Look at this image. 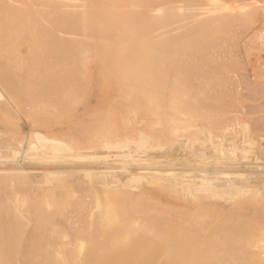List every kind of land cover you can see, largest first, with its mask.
Returning <instances> with one entry per match:
<instances>
[{
  "label": "bare ground",
  "instance_id": "obj_1",
  "mask_svg": "<svg viewBox=\"0 0 264 264\" xmlns=\"http://www.w3.org/2000/svg\"><path fill=\"white\" fill-rule=\"evenodd\" d=\"M3 1H0V20H17L20 24L18 28L16 21L10 22L7 25L8 29L12 25L11 29L5 30L1 22L0 79L1 82L8 79L6 81H11V86L8 85L9 89L2 91L3 95H7L0 105L8 107L10 95L21 96L24 101L20 98L22 102H18L20 105L26 102L28 108L23 113L25 116H20L29 126L22 123L16 129L15 125L19 121L15 123L10 138L13 142L16 140V144V141L13 143L9 142L10 139H3L9 138L7 135L11 129L1 132L4 133L1 137L4 144L1 143L0 151L5 156L0 154V160L10 159L0 162V264H264L263 184L259 179L245 178L236 173L241 169L251 171L253 168H264L257 164L234 166L222 161L229 156L227 152L234 147L236 137L231 132L216 133L218 129L214 130L216 127L211 125L214 121L211 124L209 121L215 118L219 110H223L224 99L219 103L222 108L218 110V104V112H214L215 115L211 112L214 118L209 120L211 114L207 111L210 107L194 106L198 103L194 98L196 104L191 106L203 110L202 106L208 107L207 113L204 110L207 115L210 114L206 118L208 122L201 119L199 114L193 116L189 111L179 113L185 103L183 95H191L186 99L193 95L181 86L182 81L187 79L185 71L189 65H182V61L177 60L183 59L177 54L179 43H170L179 32L173 35L161 33L170 27L175 31L178 25L179 19L175 20L178 13H175L179 9L172 10L173 0H165L170 2L168 7L163 0L164 3H161L164 7L160 4L161 8L151 5L154 0H141L142 3L140 0H57L55 4L54 0ZM180 1L178 5L172 3L178 7L181 4L183 8ZM186 3L184 6H191V3ZM165 7L167 13L163 10L164 14L169 18L163 19L166 14L164 16L162 11L161 14L157 11L162 17L152 12ZM193 7H190V12ZM196 7L201 9L199 5ZM47 8H53L54 13L47 12ZM168 9L175 13L170 11L169 14ZM186 9L183 8L184 11ZM40 10H44V17L40 18ZM218 10L221 11L220 8ZM146 11L152 13L147 14ZM195 13L190 14L196 16ZM146 15L150 20L153 15V19L150 21ZM250 15L246 18L247 22L250 21ZM157 17L165 20L164 24L159 23L162 20H157ZM141 19L152 23L146 24ZM166 19H170L172 24L159 28L168 23ZM14 22L17 31L13 28ZM191 22L188 19V23ZM145 25L151 27L146 31ZM69 26L77 28L81 33L78 39L83 40V43L77 40L76 30L77 34H73L72 30L66 32ZM150 29H156L163 37L154 30L149 31L150 34ZM14 31L16 33L13 34ZM57 34L61 35L60 41L69 35L75 37L65 38L67 41H64L70 43H67L68 46L62 41V46L67 48L62 51ZM10 35L13 37L10 38ZM145 36L149 37L148 41ZM161 37L166 39L165 43L169 38L172 39L169 40L170 44L167 43L170 45L168 49H165L166 44L165 47L161 45L162 49L168 50L163 53L165 56L162 59L156 58L161 57L160 54L154 57L159 51L152 57L133 46L134 43L147 45L149 49H145L151 54L155 49L161 50L157 48V40L160 39V42ZM163 40L161 42L164 44ZM79 43L82 44L81 50ZM152 43H156L155 48L151 46ZM69 46L74 47V50ZM101 47H110L111 50H107H110L109 54L104 55L103 61H95L97 64L90 65L92 55L96 53L93 51L90 56L88 52ZM182 47L180 51L183 52ZM85 51L89 57L84 58L82 54L83 59L89 58L87 61L90 63L85 60L78 62L86 65L76 63L74 60L82 57L80 53ZM146 58L149 59L147 61L152 60L151 63L145 61ZM209 71L208 68L205 74ZM99 73L100 79L108 80V84H104L109 87L102 84L104 87L100 88L103 95H98L96 84L94 92L92 89L91 93L87 91L93 88L87 84L88 89L84 88L87 92L82 93L81 87L85 85L83 81L93 84L99 79ZM100 79L98 83L103 82ZM205 82L202 81L200 87ZM189 88L192 89V85ZM202 93L204 91H200ZM215 95L216 99L212 94L207 98L211 101L215 99L217 104L219 93ZM205 97L202 96V99ZM13 100L15 102V98ZM231 101L236 106L232 99L229 104L226 103L228 113L236 108L231 106ZM202 102L199 101L197 105ZM16 105L19 107V104ZM16 105L14 103L12 106ZM188 106L190 108V104ZM17 109H20L19 112L24 110L21 107ZM191 111L194 109L191 108ZM228 113H224L227 115V122L223 120L226 122L224 128L247 125L242 113L239 118L233 117L231 113L228 117ZM217 117L216 121L221 115ZM211 128L213 135L208 134ZM14 147L13 155L11 152ZM9 153L12 155L6 156ZM225 153L227 156H224ZM183 165L190 167L185 168ZM45 167L47 169L42 171L44 176L40 184L39 181H33V184L29 178L33 175L30 176L28 171ZM66 171L65 176L49 177L50 173L61 174ZM144 199H147V204Z\"/></svg>",
  "mask_w": 264,
  "mask_h": 264
},
{
  "label": "rangeland",
  "instance_id": "obj_2",
  "mask_svg": "<svg viewBox=\"0 0 264 264\" xmlns=\"http://www.w3.org/2000/svg\"><path fill=\"white\" fill-rule=\"evenodd\" d=\"M1 2H5V1H3V0H0ZM16 1H19V0H16ZM21 1V0H20ZM60 1V0H59ZM148 1V0H147ZM150 1H152V0H150ZM166 1H168V0H166ZM165 0H164V2H166ZM179 1L180 0H178L177 2L175 1V0H173L172 2L173 3H175V4H177V3H179ZM199 0H194V1H190V0H188V2H187V0L185 1L184 0V2H183V0H181L180 2H182L183 3V8L185 9L186 7H187V9H186V11H184L183 10V8H181V4H179V7L177 6V5H175L174 6V4L171 2V4L173 5H171L173 8H172V10L173 11H175V10H177V8L182 12V15H180L181 14V12L179 11V10H177L176 11V13L175 12H172V10L170 9V11H171V13L172 14H177L178 13V16H177V18L175 19L176 21H177V23H178V25H177V27L178 26H180V27H176L177 28V30H176V28H175V31H174V29H172V27H170V28H167V29H163L162 30V32L161 33H166V35H173V33H178L179 35H176L175 37H174V40L172 41V42H170V43H174L175 45H176V43H179V45H180V48H177V54L178 55H180V57H182L183 59H181L179 56H178V58H180V59H177L178 61H182V65L185 63V65H189L188 67V70H187V66H186V70L187 71H185L188 75H187V79L185 78V81L187 82V81H189L190 82V85L188 84L189 82H185V81H182V87L184 88V87H186V89H188V91L187 92H189V94H192L193 96H192V98H190V99H186V98H189L188 96H191V95H188L187 96V94L188 93H186V96L187 97H185V95H183V102H185L186 103V105H185V103H183L184 105V109H183V106L179 109V113L180 112H182V113H188V111L190 112V114L191 113H193V116L195 115L196 116V114L198 115H200V117H201V119L202 118H204L203 120L204 121H206V122H208L209 120H211V118H212V115L213 114H211V112H215V113H217L218 112V110L220 109L219 107H221L222 108V104H223V110H219V112L221 113L220 115H221V117H220V115H219V117H217L218 116V114H219V112L216 114V116H214L215 118L217 117V119L219 118V120L218 121H216V119L214 118H212L213 120L212 121H209V123L211 124V122L213 123V121H214V123L213 124H211L212 126H213V128H215L214 130H216V129H218V131L216 130L215 132L216 133H218V132H220V133H225V132H231V133H233L234 134V136L236 137V140H234V147L233 148H231L230 149V152H227L228 154H229V156L228 157H226V158H224V159H222V161H225L224 162V164H234V166L235 165H237V164H257V166H262L263 168H264V120L262 121V118H264L263 116H264V0H203V2H201V3H203L204 4V1L206 2L205 3V5H207V6H205V5H203V4H201V3H199L198 2ZM202 1V0H201ZM215 1V2H214ZM223 1V2H222ZM239 1V2H238ZM246 1H247V3H246ZM258 1L261 3V4H259L258 3ZM55 2H57V0H54V4H55ZM139 2H141V0L139 1ZM143 2V1H142ZM141 2V3H142ZM161 2H163V0H154L153 2H151V5L152 4H154V5H158V7L160 6V4H161V6L162 5H164V4H166V6H167V4H169V3H164V4H162ZM187 2V3H186ZM211 2V3H210ZM238 2V3H237ZM241 2V3H240ZM243 2V3H242ZM185 3L187 4V5H189L190 3H191V6H184L185 5ZM194 3H195V5H194ZM197 3V4H196ZM210 3V4H209ZM257 3H258V6H257ZM140 4V3H139ZM147 4V3H146ZM145 4V6L147 7V6H149L150 4H149V2H148V4L149 5H146ZM237 4V5H236ZM245 4V5H244ZM56 5H58L57 3H56ZM170 5V4H169ZM168 5V6H169ZM181 5V6H180ZM199 5V8H201V9H203L204 11H202L201 9H198V7H196V6H198ZM200 5H202V6H200ZM218 6V7H216V6ZM161 6H160V8H161ZM167 6V7H168ZM194 6V7H193ZM214 6H215V8H214ZM220 6V7H219ZM236 6V7H235ZM162 7H164V6H162ZM167 7H165L166 9H164V8H162V9H158V10H156V11H152V12H154V13H156V14H158L159 15V13L157 12V11H160V14H161V11L163 12V15L165 16V14L167 13ZM174 7H176L175 9H174ZM193 7V9L195 10H193L192 9V11L190 12V10L189 9H191V8ZM206 7V8H205ZM209 7V8H208ZM249 7V8H248ZM257 7H259V8H257ZM53 8H55V7H53ZM53 8H52V10H49L48 8H47V12H53ZM136 8L138 9V5H137V7H135L134 9H135V11H134V14H135V12L137 11L136 10ZM196 8L199 10H196ZM209 10H208V9ZM212 8V9H211ZM214 8V9H213ZM221 9V11L220 10H218V9ZM230 8V9H229ZM43 9V8H42ZM206 9H207V11H206ZM241 9V10H240ZM55 10H56V8H55ZM163 10H165L166 11V13L164 14V12L165 11H163ZM256 10V11H255ZM43 12H41V10H40V12H39V14L41 13V15H40V18H41V16H43L44 17V14L43 13H45L44 12V10H42ZM170 11H169V9H168V13L170 14ZM179 11V12H178ZM184 11V12H183ZM207 13H206V12ZM209 11V12H208ZM212 13H211V12ZM233 13H232V12ZM47 12H46V14H47ZM147 12V14H149V13H152V12H149L148 13V11H146ZM189 12V13H188ZM196 12V13H195ZM206 14H205V13ZM214 12H216V13H214ZM234 12H236V13H234ZM244 12H245V14H244ZM251 12V13H250ZM256 12V13H255ZM54 13V12H53ZM140 13V12H139ZM186 13V15H183V14H185ZM190 13H195V14H197L196 16L195 15H192V14H190ZM203 13H204V15H203ZM246 13H248V14H251L250 15V21L249 22H247V17H248V14H246ZM43 14V15H42ZM133 14V15H134ZM136 14H138V13H136ZM144 14V13H143ZM198 14H199V16H198ZM207 14H208V16H207ZM214 14V15H213ZM140 15V14H139ZM141 15H142V13H141ZM145 15V14H144ZM158 15H154L155 17L156 16H158ZM201 15V16H200ZM132 16V15H131ZM130 16V17H131ZM138 16V15H137ZM136 16V17H137ZM147 16V15H146ZM145 16V17H146ZM150 16V15H149ZM159 16H161V15H159ZM168 15L166 14V16L165 17H163V19L164 18H166ZM172 16H174V15H172ZM180 16V17H179ZM182 16V17H181ZM184 16H186V17H184ZM198 16V19L196 18ZM207 16V17H206ZM211 16H213V17H211ZM42 17V18H43ZM135 17V18H136ZM154 17V18H155ZM162 17V16H161ZM161 17H159L160 19H158V17H157V20H162V21H159V23L160 22H162L161 24H164L163 22L165 21H163V19L161 18ZM176 17V16H175ZM174 17V18H175ZM204 17H206V18H204ZM255 17V18H254ZM75 18V17H74ZM131 18H134V16H132ZM139 18V16L137 17V19ZM140 18H142V16L140 17ZM146 18H149L148 16L146 17ZM167 18H169V17H167ZM173 18V17H172ZM173 18V19H174ZM183 18V19H182ZM185 18L187 19L186 21H182V20H185ZM204 18V19H203ZM130 19V18H129ZM144 19V18H143ZM152 19H153V15H152ZM151 19V20H152ZM156 19V18H155ZM170 19H171V17H170ZM170 19H166V21H168V23L166 24L165 23V26L164 25H162V26H160L159 27V25H157V27H159V28H165V27H167V26H170L172 23H170V21L172 20H170ZM188 19L190 20V21H192L191 23H188ZM192 19V20H191ZM196 20L194 23H193V21L194 20ZM213 19V20H212ZM249 19V18H248ZM6 20V21H5ZM140 20V19H139ZM142 20V19H141ZM144 20H146V19H144ZM149 20H150V18H149ZM148 20V21H149ZM150 20V21H151ZM200 20H201V22H200ZM206 20V21H205ZM13 21H16V23H17V27L19 28V24L20 23H18V21L17 20H8V22H7V19H5L4 18V20H0V31L1 32H3V30H2V27H1V25L4 23V28H5V30H7L8 29V26L11 24V23H13ZM131 21H133L134 22V19H132ZM136 21V20H135ZM148 21H143L142 20V22H145L146 24H147V22ZM154 21V20H153ZM174 21V20H173ZM1 22H2V24H1ZM7 22V23H6ZM11 22V23H10ZM137 22V21H136ZM139 22V21H138ZM141 22V23H142ZM156 22V21H155ZM175 22V21H174ZM180 22V23H179ZM196 22H197V24H196ZM198 22L200 23V24H198ZM202 22H204V23H202ZM213 22V23H212ZM245 22V23H244ZM140 23V22H139ZM144 23V24H145ZM152 23V22H151ZM151 23L150 22H148V24H150L151 25ZM176 22H175V24H177ZM202 23V24H201ZM208 23H210V24H208ZM6 24V25H5ZM7 24H9V25H7ZM155 24V23H154ZM170 24V25H169ZM244 24V25H243ZM142 25V24H141ZM156 25V24H155ZM154 25V26H155ZM207 25V26H206ZM216 25V26H215ZM219 25V26H218ZM146 26V25H145ZM145 26H143V27H145ZM152 26H153V24H152ZM183 28H182V27ZM198 28H197V27ZM199 26H200V28H199ZM248 26V27H247ZM11 27H12V25L9 27V29H11ZM151 26H146V31H147V29L148 28H150ZM3 28V29H4ZM13 28L17 31L18 29L15 27V22H14V26H13ZM70 26L68 27V30L66 31L67 33H70L71 32V30L73 31V34H77L78 33V35H75L76 37H77V40H80V39H78L79 37H80V35H79V31H77L76 29L77 28H74L73 27V29L72 28H70ZM154 28H156V27H154ZM181 28V29H180ZM195 28H196V30H195ZM8 29V30H9ZM13 29V30H14ZM205 29V30H204ZM215 29H217L216 31H215ZM245 29V30H244ZM13 30H11V31H13ZM74 30H76L77 31V33H75V31ZM79 30V29H78ZM151 30L152 29H150V30H148V32L150 31L151 32ZM154 30V29H153ZM152 30V31H153ZM156 30V29H155ZM154 30V31H155ZM159 30V29H158ZM16 31H14V32H12L13 34L14 33H16ZM69 31V32H68ZM144 31H145V29H144ZM184 31V32H183ZM196 31V32H195ZM258 32V33H255V32ZM60 32V31H59ZM148 32H146V34L148 33ZM149 32V33H150ZM156 32V31H155ZM154 32V33H155ZM160 32V31H159ZM188 32V33H187ZM191 32V33H190ZM192 32H194L193 33V35H192ZM252 32H253V34H252ZM261 32V33H260ZM58 33V32H57ZM145 33V32H144ZM143 33V34H144ZM148 33V34H149ZM157 34H159L158 32H156ZM244 33V34H243ZM251 33V34H250ZM13 34H11V35H13ZM72 34V35H73ZM81 34V33H80ZM151 34V33H150ZM149 34V35H150ZM156 34V38H157V35ZM163 34L161 35V34H159L160 36H162L163 37ZM181 34H183V35H181ZM255 34H256V36H255ZM259 36H258V35ZM261 34V35H260ZM10 35V36H11ZM58 36H57V42L59 43V44H61V45H59V48H60V46H61V50L63 51L64 49H67V48H64V47H66V46H68V44H70V43H68V42H66L67 41V39H72V38H74V37H72L71 38V35H69V36H67V37H65V38H67V39H63L62 41L66 44V46H62V44H63V42L62 41H60L62 38L59 36V34H57ZM165 35V34H164ZM154 36V35H153ZM181 36V37H180ZM185 36L187 37V39L185 38ZM191 36V37H190ZM249 36V37H248ZM255 36V37H254ZM263 38H262V37ZM13 36H11L10 38H12ZM146 37V36H145ZM152 37V35L150 36V38ZM162 37H161V39H162ZM171 37V36H170ZM183 37V38H182ZM204 37H206V39L204 38ZM257 37H259V38H261V39H257ZM59 38H61L60 40H59ZM147 39H145L146 41H148L149 40V37H146ZM154 38H155V36H154ZM167 38V37H166ZM172 38V37H171ZM176 38V39H175ZM183 39L184 41H185V44L183 43V40H181V39ZM189 38V39H188ZM194 40H193V39ZM209 38V39H208ZM215 38V39H214ZM257 40H256V39ZM153 39V38H152ZM177 39L179 40H181V42H180V40L177 42ZM59 40V41H58ZM64 40H66V41H64ZM157 40V39H156ZM160 40V39H159ZM159 40H157L158 42H157V45L159 46V47H157V48H161V45H165L164 47H165V49H168V45L170 44L169 43V40H170V38H169V40H167L166 42L167 43H169V44H167V43H165L164 41L166 40H163V42H164V44L161 42H159ZM172 40V39H171ZM170 40V41H171ZM191 40H193V41H191ZM211 40V41H210ZM254 40V41H253ZM80 41H82L81 43H83L84 41L83 40H80ZM150 41H152V40H150ZM149 41V42H150ZM155 41V40H154ZM175 41H176V43H175ZM190 41V42H189ZM194 41H196V42H194ZM199 43H198V42ZM200 41H202V43L200 42ZM253 41V42H252ZM259 41V42H258ZM156 42V41H155ZM187 42V43H186ZM214 42V43H213ZM68 43V44H67ZM81 43H79L80 44V50H81V46H82V44ZM181 43V44H180ZM204 43V44H203ZM210 43V44H209ZM249 43V44H248ZM146 44V43H145ZM148 44V43H147ZM155 45H156V43H154ZM154 44L152 43V47L153 48H155V46H154ZM182 44H183V47H182ZM259 44V45H258ZM78 45V44H77ZM149 45V44H148ZM179 45H177L178 47H179ZM185 45V46H184ZM204 45L206 46V47H204ZM211 47H210V46ZM251 47H250V46ZM133 46H135V47H139L140 48V50L143 52H147V56H151L152 54H155L156 53V51H159L158 52V54L156 53V55H154V57L155 56H157V55H161V57H159V56H157L156 58L157 59H162L165 55H163V53L164 52H167L168 50H164V47H163V49L161 48V50H156L155 49V52L154 53H152L151 52V54H149V52L147 51L149 48H148V46L147 45H140L139 43H134L133 44ZM170 46V45H169ZM203 46V47H202ZM70 47V46H69ZM72 47V46H71ZM70 47V48H71ZM145 47L146 48H148L147 50L145 49ZM181 47L184 49V51L182 52V51H180L181 50ZM201 47V48H200ZM246 47V48H245ZM76 48V47H75ZM151 48V47H150ZM169 48H171V47H169ZM187 50H186V49ZM208 48V49H207ZM257 48V49H256ZM104 49V50H103ZM108 49H110L111 50V48L110 47H101V48H97V49H94V50H92L91 49V51L90 52H88L89 54H90V56L93 54L92 52L94 51L95 53V56L97 57H95V56H93L92 55V58L93 59H91V60H93V61H91L90 60V62H88L87 60H89V58L87 59V60H85V59H83V56L85 55V57L84 58H87V56L89 55L86 51L85 52H83V53H80L81 55L82 54H84V55H82V57H80L79 59H76V60H74V61H76V63H79L80 61H84V62H86V63H90V65H94V63L95 64H97L98 62H100V61H103V59H104V57L107 55V54H109V52H110V50L109 51H107ZM182 49V50H183ZM191 49V50H190ZM198 49V50H197ZM248 49V50H247ZM72 50H74V47H72ZM96 50H99V51H96ZM186 50V51H185ZM204 50V51H203ZM209 50V51H208ZM107 51V52H106ZM202 51H203V53H204V56H203V53H202ZM162 54H161V53ZM181 52V53H180ZM193 52V53H192ZM206 52V53H205ZM217 52V53H216ZM259 52V53H258ZM87 53V54H86ZM92 53V54H91ZM180 53V54H179ZM183 53V54H182ZM188 53V54H187ZM201 53V54H200ZM208 53V54H207ZM102 54V55H101ZM165 54V53H164ZM184 54L187 56L186 58H185V56H184ZM194 54H196V55H194ZM259 54V55H258ZM105 55V56H104ZM163 55V56H162ZM198 55V56H197ZM215 55V56H214ZM217 55H219L218 57H217ZM190 56V57H189ZM212 56H213V58H212ZM89 57V56H88ZM152 57H153V55H152ZM152 57H151V59H152ZM159 57V58H158ZM216 57H217V59H216ZM60 58H62L63 59V57H61V55H60ZM59 57L57 58L58 60L60 59ZM81 58L83 59V60H81ZM91 58V57H90ZM94 58H96V59H94ZM148 58V57H147ZM146 58V60L145 61H147V60H149V59H147ZM189 58V59H188ZM205 58V59H204ZM221 58V59H220ZM154 59V58H153ZM185 59V60H184ZM208 59V60H207ZM80 60V61H79ZM155 60V59H154ZM187 60V61H186ZM205 60H206V63H204L205 62ZM79 61V62H78ZM95 61H97V63L95 62ZM152 61V60H151ZM151 61H147L148 63H151ZM158 61V60H157ZM180 61V62H181ZM186 61V62H185ZM199 61H202V62H200L201 63V65H200V63H199ZM146 62V63H147ZM213 62V63H212ZM86 63H79V64H84V65H86ZM186 63H188V64H186ZM204 63V64H203ZM218 65H217V64ZM255 63V64H254ZM181 64V63H180ZM193 64H194V66H193ZM206 64V65H205ZM235 64V65H234ZM89 65V64H88ZM179 65V64H178ZM209 65V66H208ZM237 65V66H236ZM210 69V73L209 72H206V74H205V71H208V68ZM216 68V69H215ZM218 68V69H217ZM191 69V70H190ZM205 69V70H204ZM219 70V71H218ZM192 71H194V73L192 72ZM189 72V73H188ZM204 74H203V73ZM219 72V73H218ZM199 73H201L202 74V77H201V75L199 74ZM208 73V74H207ZM223 73V74H222ZM194 74V75H193ZM198 74L200 75V76H198ZM218 74H220V75H218ZM100 73H99V75H98V78L100 79ZM193 75V76H192ZM209 75V76H208ZM226 76H228L227 78H226ZM190 77H192V78H190ZM204 77V78H203ZM222 77V78H221ZM97 78V79H98ZM195 78V79H194ZM197 78V79H196ZM207 80H206V79ZM208 78H210V79H208ZM217 78V79H216ZM220 78V79H219ZM99 79L98 80H96L95 81V83L94 82H92L93 84H91V82L90 81H88V82H84L83 81V83H85V85H86V87H84V86H82L81 88H82V90H81V92L82 93H84V91L85 92H87V91H90V93H91V89L93 90V89H95L94 88V86H95V84L98 86V87H96L97 88V93H98V95L100 94H102L103 95V93L102 92H100L101 91V89L100 88H102V87H104L103 85H105V87H107L106 86V84H104V82L105 83H107L108 84V82H106V81H108V80H105L104 78L102 79V77H101V79L103 80V82L101 83V82H99L98 83V81H99ZM101 79H100V81H101ZM107 79V78H106ZM192 81H191V80ZM203 79V80H202ZM227 79V80H226ZM237 79L239 80V81H237ZM6 80H8V79H5V81H2L1 82V79H0V97H3V98H0V103L1 102H4L5 100H3L5 97H6V95L4 94L3 95V93L7 90V89H9V86L8 85H10L11 84V81H10V83H8ZM10 80V79H9ZM105 80V81H104ZM184 80V79H183ZM198 80H201V82L203 81V82H205L204 80H206V84L205 83H202L201 85V87H200V83L201 82H199ZM232 80V82H230ZM195 81V82H194ZM209 81V82H208ZM213 81V82H212ZM237 81V82H236ZM3 82H5L4 83V85H3ZM184 82V83H183ZM197 82L199 83V87H198V84H197ZM207 82H208V84H207ZM220 82V83H219ZM192 83V84H191ZM212 83V84H211ZM224 85H223V84ZM226 83V84H225ZM233 83V84H232ZM238 83H239V85H238ZM5 84H7V86H5ZM87 84H89V86H92L93 88H91L90 87V89H88L87 87H89ZM91 84V85H90ZM103 84V85H102ZM194 84H197L196 85V87L194 86L193 87V85ZM219 84V85H218ZM109 85H111V84H109ZM185 85V86H184ZM189 85V86H188ZM192 85V89L191 88H189L190 86ZM222 85V86H221ZM226 85H227V87H226ZM235 85V86H234ZM238 85V86H237ZM242 85V86H241ZM4 86H5V88H4ZM11 86V85H10ZM208 86H209V88H208ZM213 86V87H212ZM228 86L229 87H231V88H229L228 89ZM109 87V86H108ZM188 87V88H187ZM206 87V88H205ZM217 87V88H216ZM235 87H237L236 89H235ZM79 88H80V85H79ZM84 88L87 90H84ZM193 88H195L196 90L195 91H192V90H194ZM225 88V89H224ZM3 89V90H2ZM6 89V90H5ZM189 89H190V91H189ZM207 89H209V91L207 90ZM213 89V90H212ZM234 89V90H233ZM5 90V91H4ZM98 90H99V92H98ZM217 90V91H216ZM223 90V91H222ZM226 90V91H225ZM2 91H4V92H2ZM199 92V93H197V92ZM200 91H204V93H202V95L200 94ZM214 91V92H213ZM216 91V92H215ZM78 92V91H77ZM93 92H94V90H93ZM190 92H192V93H190ZM196 92V93H195ZM80 94V95H84V94ZM185 93H183V94H185ZM206 93H208V95L210 94H212V97L214 96V98H215V94L217 93H219V95H218V97H219V99H217L219 102L216 104V102L213 100V98H212V101L210 100V99H208L209 97H210V95L208 96ZM87 94H89V93H87ZM195 94V95H194ZM196 94H197V96H196ZM15 94H13V95H10L9 97H10V99H11V101H9L10 103H9V106L7 107V106H4V104H3V107H2V105H0L2 108L0 109V145H2V144H4L3 142H4V140L3 139H5V141H8V139H10V141L9 142H13V140L11 139L12 137V131H14L15 129H14V125H15V123H17L18 121V123H17V125H15V128H16V126H18V125H20V124H22V123H24V124H26L27 126H29L28 125V123H26V120H24L23 118H21V116L20 115H23V113L25 114L26 112V109L25 108H28L27 107V103L26 102H23L21 105H20V103L22 102V101H20V98H21V96L19 97V95H15ZM201 95V96H200ZM16 96H18V98L16 97ZM202 96L203 97H205V98H203L202 99ZM220 96H221V98H220ZM149 97V96H148ZM197 97V98H196ZM200 97V98H199ZM208 97V98H207ZM15 98V102H14V100L13 99ZM194 98H195V100H196V102H198L199 103V101L201 102L202 100H203V102L205 101V103H200V105H197L196 104V102H195V100H194ZM198 98H199V101H198ZM3 101H2V100ZM201 99V100H200ZM208 99V100H207ZM223 99H224V101H225V104L224 103H222L221 105L219 104V103H221L222 101H223ZM226 99V100H225ZM227 99H232L233 100V102L235 103L234 105H236V106H233V103H232V101H231V103H232V105H231V103H230V105L232 106V107H236L235 108V111H234V108H232V110L231 111H234V112H232L231 113V111H230V113H228V105L226 104V103H228L230 100H228V102H226L227 101ZM235 99V100H234ZM17 100V101H16ZM21 100H23L22 98H21ZM186 100V101H185ZM188 100V101H187ZM191 100V101H190ZM210 100V101H209ZM239 100L241 103H240V105H239V101H238V104H237V101ZM20 103H19V102ZM24 101V100H23ZM190 101V102H189ZM221 101V102H220ZM12 102V103H11ZM15 103V105L16 104H19V107H21V110L22 109H24V110H22V111H24V112H19L20 111V109H17V108H19V107H17L18 105H16L15 107H13L12 105ZM17 102V103H16ZM188 102V103H187ZM193 102H195V103H193ZM209 102H210V104H211V106H209ZM214 102H215V104H214ZM26 103V104H25ZM208 103V104H207ZM2 104V103H1ZM188 104H190V108H189V106H188ZM191 104H196V105H194V106H201V105H208V107H210V109H208V111L207 112H209L210 114H206L207 112H206V110H207V106H202L203 108H204V110H205V112H204V110L201 108V107H194V106H191ZM218 104H219V106H218ZM229 104V103H228ZM23 105H24V107H23ZM214 105V106H213ZM185 106H187V107H185ZM218 106V110L216 109V107ZM7 107V108H6ZM17 107V108H16ZM214 107H215V109H214ZM224 107H226V108H224ZM8 108H11V110L10 109H8ZM14 110H13V109ZM191 108L192 109H194V111H199V113L197 112H194V111H191ZM202 109V110H198V109ZM240 108V109H239ZM225 109V110H224ZM227 109V110H226ZM18 110V111H17ZM214 110V111H213ZM236 110L238 111V113L236 112ZM217 111V112H216ZM226 111V112H225ZM15 112H16V115H15ZM19 112V113H18ZM201 112V113H200ZM227 114L228 113V117L230 116V115H233V117H235V118H239V117H241V115L243 114V116H244V118H242L243 120H244V122H246V124L247 125H243L242 127H235V128H231V129H229V128H224L225 127V123L227 122L226 121V119H227V115L225 116V114ZM240 112V113H239ZM204 113V114H203ZM215 113H214V115H215ZM222 113H223V115H222ZM242 113V114H241ZM230 114V115H229ZM198 115V116H199ZM203 117H202V116ZM204 115H206L205 117H204ZM211 116V117H208V118H210L209 120H207L208 118H207V116ZM23 116H25V115H23ZM223 116V117H222ZM225 116V117H224ZM242 116V117H243ZM20 118V119H19ZM207 118V119H206ZM224 118V119H223ZM226 118V119H225ZM245 118H246V120H245ZM251 118H253V119H251ZM261 119V120H260ZM202 120V121H203ZM222 120V121H221ZM223 120H225L226 122H224ZM255 120V121H254ZM256 120H257V123H256ZM219 121H221V122H219ZM254 121V122H253ZM259 121V122H258ZM219 124V123H221V124H217V123ZM203 123V122H202ZM218 125H216V124ZM253 123V124H252ZM263 123V124H262ZM11 124H13V126L11 125ZM209 124V125H210ZM257 124V125H256ZM203 125H204V123H203ZM210 125V127H212ZM223 126V127H221V126ZM19 128V127H18ZM18 128H16V129H18ZM166 128H168V126L166 127ZM11 129V130H10ZM6 130H10L11 131V133L9 134V135H7V136H9V138H1V137H3L2 135L4 134H2L1 132H6ZM176 129L174 128V131H175ZM167 131V130H166ZM166 131H164V132H166ZM177 131V130H176ZM209 131V132H208ZM208 131H206V134H207V132H208V134L209 135H213V130H212V128H211V130H208ZM210 131H212V132H210ZM17 132V131H16ZM18 133V132H17ZM162 133H163V130H162ZM208 134H207V136H208ZM11 135V136H10ZM11 137V138H10ZM12 140V141H11ZM2 141V142H1ZM16 140H14V142H15ZM13 142V143H14ZM2 143V144H1ZM13 143H7L8 145L9 144H13ZM16 143H18L17 141L15 142V144ZM6 144V143H5ZM14 149H15V147L13 148V150H12V154L14 155V153H13V151H14ZM1 152V151H0ZM0 154H2V156H5V154L4 153H0ZM12 154H8V155H6V156H10V155H12ZM1 156V157H2ZM224 156H227V154L225 153L224 154ZM13 157V156H12ZM110 157H112V156H110ZM2 159V158H1ZM5 159H10V157L9 158H4L3 159V161H1L0 160V162H4L5 161ZM111 159V158H110ZM12 160V159H11ZM8 161V160H7ZM13 161H17V159L16 160H13ZM23 162H25L24 160H23ZM187 165H183V167H185V168H188V167H190L189 165H188V167H186ZM183 167H181V168H183ZM38 169V168H37ZM30 170V171H28L29 172V175L30 176H32V177H29L30 179H31V182L33 183V181H34V183H38V181H39V183L38 184H40V181L42 180L41 178H43V173H42V171H45L46 169H47V167H45V169L44 168H39L38 170H39V172L40 173H38V170ZM20 170H17L16 172H18L19 173V175L21 174L22 175V172H19ZM34 171H35V173H34ZM36 171H37V173H36ZM1 172H5L6 173V171H1ZM68 171H66L65 173H50V175H49V177L50 176H54V177H60V175H61V177L62 176H65L66 175V173H67ZM8 173V172H7ZM23 173H27V172H23ZM236 173L237 174H240V175H242V176H245V178H250V179H253V180H256V179H259V181L263 184V189H264V169H258V168H253L251 171H248V170H245V169H241V170H237L236 171ZM58 174H59V176H58ZM11 175H13V174H11ZM18 175V174H17ZM26 175H28V173L26 174ZM38 176V177H37ZM22 177V176H21ZM25 177V176H24ZM34 177V178H33ZM54 177H53V179H54ZM40 179V180H39ZM52 179V178H51ZM33 183V184H34ZM220 199H221V197H219ZM218 198V199H219ZM144 200H146V203L145 204H147V199H144ZM142 205H144L145 206V204H143V203H141ZM255 256H256V254H255Z\"/></svg>",
  "mask_w": 264,
  "mask_h": 264
}]
</instances>
